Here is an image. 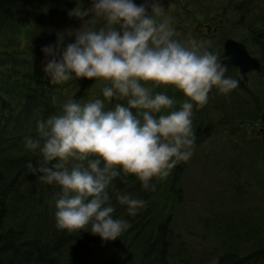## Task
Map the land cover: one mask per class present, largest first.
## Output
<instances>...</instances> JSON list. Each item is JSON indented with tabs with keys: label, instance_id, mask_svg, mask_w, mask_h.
I'll list each match as a JSON object with an SVG mask.
<instances>
[{
	"label": "clouds",
	"instance_id": "clouds-1",
	"mask_svg": "<svg viewBox=\"0 0 264 264\" xmlns=\"http://www.w3.org/2000/svg\"><path fill=\"white\" fill-rule=\"evenodd\" d=\"M87 4L68 13L82 22L70 31L74 42L65 45L61 36L41 50L50 57L44 72L54 85L92 80L101 86L103 99L81 103L67 87L58 88L59 95L51 100L59 111L46 120L37 118L36 137L26 136L23 143L26 150L39 149L42 160L39 167H27L42 183L60 189L55 199L57 228L69 234L90 230L111 242L131 225L113 218L110 190L130 217L147 206L120 192L114 180L132 176L145 190L154 191L153 179L165 180L193 155L194 106L204 108L213 89L227 96L239 87V80L226 77V66L204 43L175 38L162 0ZM169 88L184 98L178 109L166 92L156 91ZM113 100L123 103L107 108Z\"/></svg>",
	"mask_w": 264,
	"mask_h": 264
},
{
	"label": "trees",
	"instance_id": "trees-1",
	"mask_svg": "<svg viewBox=\"0 0 264 264\" xmlns=\"http://www.w3.org/2000/svg\"><path fill=\"white\" fill-rule=\"evenodd\" d=\"M261 4L264 0H243L234 10L246 18L249 29L246 33L263 50L259 74H264ZM76 5L88 6L87 0H0V47L6 53L12 48L11 39L21 38L24 31L30 32L50 20L72 18L68 13ZM10 57L13 59L10 63L0 61V264H200L199 259L192 257L182 234L174 228L183 193L180 186L183 164L176 165L165 180L153 179L154 191L145 190L132 176L121 175L114 180L120 192L147 204L130 217L126 206L120 205L116 193L110 190V203L115 208L113 218L124 219L131 225L117 240L102 241L90 230L69 234L57 228L55 199L60 189L55 184L42 183L39 174L27 167L29 163L39 167L42 160L39 149L26 150L23 141L26 136L36 137L37 118L46 120L59 111L51 100L53 95H59L58 88L62 91L67 87L69 93H75V99L84 103L103 99L101 86L84 79L54 85L44 72L46 62L37 63L19 55ZM116 103L123 101L113 100L106 107L113 108ZM242 120L228 119L226 127L240 132L241 127L250 125L247 119ZM209 130V125L194 130V151L209 138ZM262 156L264 162V149ZM248 183L256 185L255 191L249 184L234 187L235 198L241 201L237 206L248 202V193L264 196V180ZM214 211L212 216H203L199 221L202 239L209 238L211 243L201 264H264V229L255 223L258 221L252 209L240 214L236 209Z\"/></svg>",
	"mask_w": 264,
	"mask_h": 264
},
{
	"label": "rangeland",
	"instance_id": "rangeland-1",
	"mask_svg": "<svg viewBox=\"0 0 264 264\" xmlns=\"http://www.w3.org/2000/svg\"><path fill=\"white\" fill-rule=\"evenodd\" d=\"M135 2L141 3L142 0ZM241 3L243 0H162L166 14L172 17V27L177 30L175 38L182 42L194 40L204 43L220 60L225 39L232 38L242 42L250 54L261 62L263 50L246 33V30L249 31L246 18L234 10ZM81 23L75 18L63 17L35 26L30 32L24 31L21 38L11 39L9 45L12 48L7 49L8 52L5 53L0 47V61L10 63L13 61L10 55H19L22 58H33L37 63H45L50 57L46 58L41 50L48 45L54 46L57 38L61 36L65 37V45L74 42V38L70 39V31L79 29ZM199 24L210 25L211 32L197 29ZM241 24L244 26H238ZM88 26L96 27L95 24ZM208 41H211L210 46ZM236 74L232 69L225 75L235 79ZM156 91L166 92L176 101L177 109L184 102L183 96L170 88ZM263 113L264 74L255 73L248 75L247 89L236 88L227 96L213 89L204 108H193V130L199 126L204 129L209 125V138L193 152L189 161L177 164H183V169L180 170L183 193L174 228L182 234L189 244L192 257L199 259L200 264L203 263V257L208 255L211 243L209 238V241L202 239V226L199 221L203 216H212L214 209L220 208L229 212L236 209L235 212L240 214L251 208L258 221L255 223L264 229V196L256 192L248 193V202L244 201V204L237 206L241 201L234 195L235 186L245 187L249 184V188L255 191L256 185L252 186L248 182L253 181L256 184L264 180L261 135L264 126L261 119ZM228 119H247L245 121H250V125H244L238 132L237 129L226 127ZM257 190L261 191L260 187Z\"/></svg>",
	"mask_w": 264,
	"mask_h": 264
},
{
	"label": "water",
	"instance_id": "water-1",
	"mask_svg": "<svg viewBox=\"0 0 264 264\" xmlns=\"http://www.w3.org/2000/svg\"><path fill=\"white\" fill-rule=\"evenodd\" d=\"M220 61L227 69L234 68L238 71L236 79L239 80L240 88L247 87V74L249 72L259 73L261 71L260 62L249 53L246 46L231 38H227L223 43V58ZM261 119L264 123V113L261 115ZM262 133L264 149V126L262 128Z\"/></svg>",
	"mask_w": 264,
	"mask_h": 264
},
{
	"label": "flooded vegetation",
	"instance_id": "flooded-vegetation-1",
	"mask_svg": "<svg viewBox=\"0 0 264 264\" xmlns=\"http://www.w3.org/2000/svg\"><path fill=\"white\" fill-rule=\"evenodd\" d=\"M197 29H200V30H202V29H204L206 32H211L210 30H211V27H210V25H205V24H199L198 26H197ZM199 30V31H200ZM223 57V56H222ZM232 69H234V68H229V69H227V71H226V73L228 72V71H230V70H232ZM236 72H237V74H238V71L236 70V69H234ZM250 73H255V74H259V73H257V72H249L248 74H247V78H248V75L250 74ZM237 74H236V78H237ZM235 78V79H236ZM247 87H248V84H247ZM243 89H247V88H243ZM262 133V132H261ZM261 135H263V134H261Z\"/></svg>",
	"mask_w": 264,
	"mask_h": 264
}]
</instances>
